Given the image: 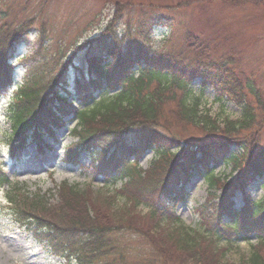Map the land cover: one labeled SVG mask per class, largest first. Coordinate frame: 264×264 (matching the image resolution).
Returning a JSON list of instances; mask_svg holds the SVG:
<instances>
[{
  "label": "trees",
  "instance_id": "16d2710c",
  "mask_svg": "<svg viewBox=\"0 0 264 264\" xmlns=\"http://www.w3.org/2000/svg\"><path fill=\"white\" fill-rule=\"evenodd\" d=\"M126 1L132 7L135 5L133 0H115L117 10L101 36L81 43L70 59L59 51L48 58L43 56L47 39L41 29L38 31L41 46L30 47L19 57L28 60L27 70L16 85L7 109L11 156L17 157L32 141L41 143L45 128L50 132L55 126L62 127L67 122L65 119L71 117L76 121L72 130L75 141L64 150L66 161L78 163L85 153L94 159L104 157L101 164L107 179L121 180L122 188L116 193L126 201L138 199L137 203L142 204L143 197L151 200L158 193L175 200L196 174L205 177L212 192L200 212L204 217L209 215L213 226L208 223L196 230L182 225L168 211L160 216L150 213L154 224L163 225L165 219L174 221L173 227L158 230L154 225L138 231L154 248L157 244L163 245L160 250L156 248L158 253L151 249L150 261L159 254L164 259L160 263L168 264L178 254L180 264H220L221 240L231 244L233 240H247L256 234L258 244L254 255L244 264H264V257L259 253L264 248V199L256 201L245 193L251 181L264 178V146L259 145V129L264 128L263 92L243 71L236 72V61L231 54L223 61L212 57L211 50L216 55L218 52L217 37L210 39L189 33L186 46L179 51L151 47L126 51L129 44L126 32L121 34L117 30ZM211 1L234 6L257 4L264 8V0ZM12 14L0 7L1 92L14 82L11 59L37 31L34 19H14ZM153 22L148 28L152 24H155L153 29L157 25L165 26ZM126 25L131 28L129 23ZM144 33L145 30L139 31L140 35ZM78 53L85 54L90 79L85 82L78 77L75 92L69 87V69L74 67ZM197 78L202 79V89L214 86V100L222 107L226 98L238 104L242 116L235 120L226 116L221 124L219 117L210 114L203 102L204 96L194 92L192 84ZM73 94L78 104L71 102ZM187 126L198 128L208 138L211 135L219 138L203 143L178 139L175 130ZM138 130L139 137L130 139L129 135L137 134ZM238 145L243 152L232 151ZM38 147L43 149V143ZM150 150L155 157L143 176L132 169L131 159L137 166L140 157ZM221 163L231 164L238 175L234 179L216 175L215 166ZM141 184L146 186L132 191ZM0 186L9 189L6 198L11 206L10 216L21 227L35 232L39 242L54 256L77 264H121L127 259L129 249L124 246L112 244L108 248L112 243L108 233H117V229L111 225L108 228V224L94 218L98 215L86 200L95 196L91 195L90 187L82 189L64 180L54 193L53 190L31 193L8 178L1 165ZM218 191L221 193L217 194ZM240 191L245 194V204L237 210L234 198ZM55 193L58 200L52 203L49 196ZM104 199L108 204L116 200L111 195ZM225 217L231 218L230 224L223 222ZM210 250L212 255L208 256Z\"/></svg>",
  "mask_w": 264,
  "mask_h": 264
},
{
  "label": "rangeland",
  "instance_id": "374dc122",
  "mask_svg": "<svg viewBox=\"0 0 264 264\" xmlns=\"http://www.w3.org/2000/svg\"><path fill=\"white\" fill-rule=\"evenodd\" d=\"M133 1L135 4L133 7L126 1V9L123 10L121 20L117 24V30L121 34L126 32L125 39L129 41L126 51L139 47H151L160 51H179L186 46V37L189 33L201 34L210 39L217 37L220 42L217 47L218 52L216 55V51L211 50L212 57L216 56L215 59L223 61V59H229L231 54L236 61V72L243 71L245 77L251 78L264 94V8L262 6L257 4L234 6L211 0ZM1 6L13 13L11 18L34 19L36 24V33L28 37V40L17 50L20 55L27 53L30 47L41 46L38 38V31L41 29L47 39L43 56L48 58L59 51L60 54H66L69 59L75 56L76 48L81 43L85 44L101 36L117 10L115 0H0ZM156 21L159 22L158 24L168 26L169 29L158 28L153 32L155 24L148 27L150 23H156ZM145 22H148V25L144 26ZM127 23L131 28L125 26ZM139 27L145 30L143 35L139 34V31H143ZM164 32L166 35L163 34ZM84 56V53L77 55L74 67L69 69V87L75 92L78 77L84 78L85 82L90 79L87 75L88 65L85 63ZM27 61L14 62L15 85L19 84L25 76ZM192 88L194 92L204 96L203 102L210 109V114L213 117H219L221 124L226 116L232 120L242 116L241 107L232 100L226 98L223 107L217 103L214 100L216 97L214 86L208 85L202 89L201 78L194 80ZM12 91H0V164L5 169L7 177L23 185L31 193L38 191L44 193L51 190L54 193L57 186L64 180L82 189L90 187L93 191L91 195L95 196L87 197L86 200L98 215L94 218L101 220L103 224H108V228L111 225L117 229V233H108L109 239L112 240L108 248H111L112 244H119L129 249L127 259H124L121 264H161L160 261L164 260L159 254H156L151 261L148 259L153 256L151 249L158 253L156 248L160 250L163 245L157 244L158 246L154 248L146 238L138 235V231L154 228V225L158 230L173 227L174 221L165 219L163 225L159 222L154 224L155 219L150 217V213L160 216L168 211L171 217L176 215L182 225L196 230L208 223L213 226L214 223L209 221V215L204 217L200 212L201 206L207 203L210 199L209 193L212 192L203 175L196 174L178 194L180 198L172 200V197L169 199V195L161 196V193H158L151 200L143 197L140 202L143 203L138 204V199L126 201L123 195L116 193L122 188V184L120 180L113 182L107 179L101 164L104 163V157L94 159V156L85 153L78 163L67 162L64 150L75 141L72 130L76 121L71 120V117L65 119L67 122L62 127L55 126L50 130L54 135H51L47 128L44 129L41 142L43 149L38 147L41 143L35 140L13 159L10 155L11 147L7 136L10 128L7 109L11 102ZM74 96V94L71 95V102L75 101L78 104ZM259 130V145L262 147L264 146V128ZM175 133L178 139L189 142L203 143L209 142V139L216 141L219 138L213 135L208 138L203 131L194 126L177 128ZM139 134L138 130L137 134L131 133L129 138L139 137ZM183 144L186 145V142ZM232 151L241 153L243 149L238 145L233 146ZM154 157L153 150L145 152L138 160L137 166L132 158V169L144 176ZM215 168L227 178L234 179L238 175L237 172L232 175L231 164L228 166L217 164ZM145 186L146 184L138 185L132 191L140 190ZM246 189L245 193L249 194L253 200L264 199V178L251 181ZM8 190L7 186L0 187V264H77L72 260L54 256L42 242H39L35 232L24 226L21 227L12 215L10 216L11 206L6 198ZM219 193L221 192L218 191L217 194ZM106 194L115 196L116 200L108 204L104 199ZM244 195L240 191L234 198L237 210L245 204ZM49 197L52 203L58 200L56 193L53 197ZM223 222L230 224L231 218L225 217ZM158 237L161 239V236ZM257 242L256 234L251 235L247 240H233L231 244H226L224 239L221 240L220 247L218 246L220 264L227 262L244 264L254 255ZM259 250L264 257V248ZM207 255H212V251L210 250ZM111 257H113V251ZM175 258L174 262L168 264L181 263L178 254Z\"/></svg>",
  "mask_w": 264,
  "mask_h": 264
}]
</instances>
